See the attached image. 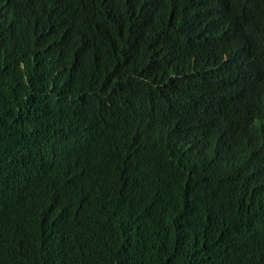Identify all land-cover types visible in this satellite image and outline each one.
<instances>
[{
	"label": "trees",
	"instance_id": "16d2710c",
	"mask_svg": "<svg viewBox=\"0 0 264 264\" xmlns=\"http://www.w3.org/2000/svg\"><path fill=\"white\" fill-rule=\"evenodd\" d=\"M0 243L264 264V0H0Z\"/></svg>",
	"mask_w": 264,
	"mask_h": 264
},
{
	"label": "clouds",
	"instance_id": "9594fccd",
	"mask_svg": "<svg viewBox=\"0 0 264 264\" xmlns=\"http://www.w3.org/2000/svg\"><path fill=\"white\" fill-rule=\"evenodd\" d=\"M24 205H25V204H24ZM23 207H24V206H23ZM5 247H7L5 244L0 243V249H3V248H5ZM0 258H1V259H4V260H7V261H10V260H11L10 255H8V256H6V257H2V256L0 255Z\"/></svg>",
	"mask_w": 264,
	"mask_h": 264
}]
</instances>
